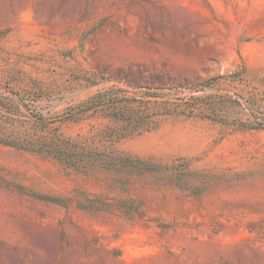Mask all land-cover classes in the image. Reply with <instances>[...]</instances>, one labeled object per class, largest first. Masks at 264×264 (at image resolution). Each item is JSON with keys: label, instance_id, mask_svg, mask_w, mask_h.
<instances>
[{"label": "rangeland", "instance_id": "obj_1", "mask_svg": "<svg viewBox=\"0 0 264 264\" xmlns=\"http://www.w3.org/2000/svg\"><path fill=\"white\" fill-rule=\"evenodd\" d=\"M2 140L0 264H264V0H0Z\"/></svg>", "mask_w": 264, "mask_h": 264}, {"label": "trees", "instance_id": "obj_2", "mask_svg": "<svg viewBox=\"0 0 264 264\" xmlns=\"http://www.w3.org/2000/svg\"><path fill=\"white\" fill-rule=\"evenodd\" d=\"M0 143H6L7 144V141H0ZM19 148H21V149H24V150H29V151H33V152H43L44 151V149L42 148V149H40V148H37V147H26V146H18ZM43 150V151H42ZM51 152H55L56 154H57V151H58V148L57 147H54V148H50L49 149Z\"/></svg>", "mask_w": 264, "mask_h": 264}]
</instances>
